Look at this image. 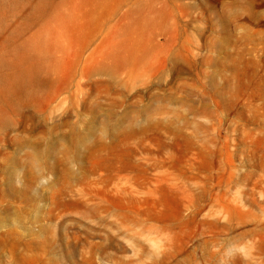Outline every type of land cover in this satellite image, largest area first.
<instances>
[{
    "label": "rangeland",
    "instance_id": "obj_1",
    "mask_svg": "<svg viewBox=\"0 0 264 264\" xmlns=\"http://www.w3.org/2000/svg\"><path fill=\"white\" fill-rule=\"evenodd\" d=\"M0 264H264V0H0Z\"/></svg>",
    "mask_w": 264,
    "mask_h": 264
}]
</instances>
